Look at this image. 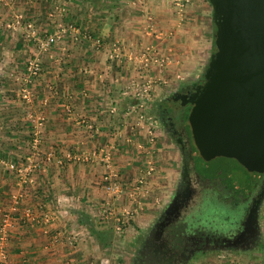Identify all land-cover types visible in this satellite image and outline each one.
I'll return each mask as SVG.
<instances>
[{
	"label": "crops",
	"instance_id": "obj_1",
	"mask_svg": "<svg viewBox=\"0 0 264 264\" xmlns=\"http://www.w3.org/2000/svg\"><path fill=\"white\" fill-rule=\"evenodd\" d=\"M65 1L62 16L56 12L61 0L0 3V114L11 112L0 116V229L5 212L14 223L8 264H76L85 251L77 241L109 231L99 214L124 202L145 170L146 188L155 192L145 209L159 208L173 163L155 111L167 107L162 102L171 91L202 81L215 42L209 0ZM51 11L53 22L90 29L103 44L64 34L41 53L42 71L26 100L19 78L31 51L22 29L8 24L22 14L45 37L54 30ZM135 81H152L145 113L156 127L148 115L141 119L136 113L139 100L130 88ZM106 152L113 155L111 167L103 160ZM34 153L41 166L26 179L11 163L21 165ZM163 153L164 163L154 160L151 174L143 159ZM110 182L122 191H109Z\"/></svg>",
	"mask_w": 264,
	"mask_h": 264
},
{
	"label": "water",
	"instance_id": "obj_2",
	"mask_svg": "<svg viewBox=\"0 0 264 264\" xmlns=\"http://www.w3.org/2000/svg\"><path fill=\"white\" fill-rule=\"evenodd\" d=\"M209 1L215 51L180 102L190 106V158L198 174L248 198L264 174V0ZM261 203L253 199L234 243L261 233Z\"/></svg>",
	"mask_w": 264,
	"mask_h": 264
},
{
	"label": "rangeland",
	"instance_id": "obj_3",
	"mask_svg": "<svg viewBox=\"0 0 264 264\" xmlns=\"http://www.w3.org/2000/svg\"><path fill=\"white\" fill-rule=\"evenodd\" d=\"M208 41H212V39H208ZM211 51L209 53V60L212 53L215 51V42L214 46H211ZM213 51V52H212ZM208 60V62H209ZM208 64V63H207ZM204 79V76L201 77ZM195 85V80L190 82L188 85L181 86L178 89H175L167 94L164 98L163 102L167 107L169 106V99L173 97V95L182 89L183 87H192ZM3 89V87H2ZM1 100V99H0ZM3 101V99H2ZM167 107H157L156 116L158 118L159 132L161 133L159 136L160 140L166 142V139L169 140V146L167 149L171 150V154H169V159L172 160L170 168V175H165L164 179L169 180V184L165 187L167 196H165L164 200H160L159 208L151 211L149 209H145L147 200H151V192L155 193L152 187L147 193V195L143 196L139 194L138 199L141 198V203L138 204L136 201L130 199L128 194L135 189V184L127 190V194L125 195L126 200L120 204H118V208L116 211H121L123 208H138V213L134 214L133 217H129L127 220V224L124 226L123 233H116L114 230L115 221L111 218H100L102 217L99 214V218L101 220V225H106L109 227L108 230H104V232H95L94 237L85 236V239L78 240L82 242L85 246V251L83 254L79 255L80 259L76 264H131L134 254L137 252L138 248L142 244V240L147 234L148 230L151 228L155 220L159 217L161 212L166 207L167 203L172 197L173 192L175 191L177 182L180 176V168H181V154L178 148V145L175 143L174 139L171 137L164 124L161 121V111L166 109ZM3 110V109H2ZM0 110V113L3 112ZM7 112V111H5ZM2 113L4 115L6 113ZM11 113V112H7ZM161 128V129H160ZM156 141V139H155ZM146 153V152H145ZM152 153V152H151ZM151 153H146L150 155ZM163 157V160H162ZM153 158V159H152ZM157 164L164 163V153L162 155L158 154L155 156H149L147 159H143L147 162V169L150 170L151 174L156 170L154 160H158ZM160 166V165H159ZM162 167V166H161ZM140 169V168H139ZM140 171V170H139ZM142 172V170H141ZM146 170L142 172L141 176L137 178V183L141 179L145 186H149L146 180H148V176ZM140 191H138L139 193ZM138 195V194H137ZM246 211V203L241 200H234V204L230 201H227L222 198V196H217L216 192L208 191L207 194H204L203 201L194 209L189 221L201 228H205L208 230H218L220 232H225L228 229L234 226V230L238 228L240 222L244 218V213ZM98 218V217H96ZM98 218V220H99ZM99 220V221H100ZM104 220V221H103ZM189 222V223H190ZM259 222H260V237L253 247L248 249H213L202 252L192 258L187 264H264V198L261 203L260 212H259ZM97 223V222H96ZM99 223V222H98ZM100 224V223H99ZM91 227V226H90ZM113 229V232L111 229ZM105 229V228H104ZM101 231V230H100ZM115 231V232H114ZM77 242H74L77 245ZM81 244V243H80ZM9 249V246H8ZM79 253V252H77ZM75 253V256L77 255ZM10 260V252L8 257V262Z\"/></svg>",
	"mask_w": 264,
	"mask_h": 264
},
{
	"label": "flooded vegetation",
	"instance_id": "obj_4",
	"mask_svg": "<svg viewBox=\"0 0 264 264\" xmlns=\"http://www.w3.org/2000/svg\"><path fill=\"white\" fill-rule=\"evenodd\" d=\"M202 82L203 80L200 83ZM200 83L177 91L169 99V106L161 111V121L180 150V176L171 199L148 230L131 264H187L194 256L208 250L248 249L260 237L259 234L250 243L251 238L234 243V237L244 228L243 222L253 199L262 201L264 198V174L246 198L235 195L223 185L221 179L210 180L198 174L191 161V145L188 141L191 130L187 121L190 106L180 102L184 95L192 94ZM208 191L216 192L217 196H222L233 204L234 200L245 201L246 211L237 229L234 230L232 226L227 231L220 232L195 226L189 221L194 209L203 201L204 194Z\"/></svg>",
	"mask_w": 264,
	"mask_h": 264
},
{
	"label": "built area",
	"instance_id": "obj_5",
	"mask_svg": "<svg viewBox=\"0 0 264 264\" xmlns=\"http://www.w3.org/2000/svg\"><path fill=\"white\" fill-rule=\"evenodd\" d=\"M12 0H0V3L4 5H10ZM179 3V0H176ZM181 4V3H180ZM61 14V16L67 12V2L65 0H61L59 5L56 8V12ZM55 12L51 11L49 13V17L52 22L53 19H55ZM54 23V30L50 32L45 37L41 36V31L39 28H37L33 22L27 21L22 14H16L14 15V18L12 21L9 22L8 26L12 29L21 30L22 29V35L24 39V47L26 49H29L31 51L29 57L25 61L24 64V73L19 78L21 82V96L23 99L30 100L32 98V91L31 87L33 84L36 83L38 77L41 74L42 71V58L41 53H44L49 50V48L55 44L57 41H59L64 34H67L68 32H73L75 34V38H83L88 41H92L95 45H102L103 39L101 36H98L96 33H94L90 29L83 30L80 27L77 26L74 22H67L66 24L62 22H53ZM58 24V25H57ZM155 61L158 59L156 57L153 58ZM144 63L146 66L149 65L150 59L148 56H144ZM4 69V67L2 66ZM0 68V71H3V69ZM2 73V72H1ZM11 75V74H10ZM4 76V75H2ZM3 80V78H0V82ZM130 88L134 91L135 96L138 98V104L136 106V113L139 115V118H146V104L148 101V98H150L151 90H152V81L148 82H132ZM33 118V117H32ZM150 124L152 127H156V119H152L148 115ZM24 157V156H23ZM103 160L105 161L106 165L108 167H111L113 165L114 159L113 155L110 152H106L103 155ZM11 163V166H13L15 169L18 170V173L20 176L28 178L30 173L34 169L40 168V160H37L36 153L31 155H25V160L21 165L15 163ZM106 180H109L106 177ZM139 183L136 184L135 189L131 191L128 196L131 200L136 201L138 204L141 203V198L138 199L139 194L145 196L149 192V189L146 188L143 184H140V182H143V180H139ZM107 189L112 192H121L122 187L120 184L115 182H110L107 185ZM138 191H140L138 193ZM138 194V195H137ZM141 200V201H139ZM138 208L135 207L133 209L131 208H123L121 211H116V208H113L112 206H106L102 209V214H100L102 219L104 218H111L115 221L114 223V230H116V233H123L124 226L127 224V220L129 217H133L134 214L138 213ZM14 226V223L12 221V218L9 213L5 212L2 215V224L0 229V264H8V257H9V249H8V243H9V237H10V231L12 230Z\"/></svg>",
	"mask_w": 264,
	"mask_h": 264
},
{
	"label": "trees",
	"instance_id": "obj_6",
	"mask_svg": "<svg viewBox=\"0 0 264 264\" xmlns=\"http://www.w3.org/2000/svg\"><path fill=\"white\" fill-rule=\"evenodd\" d=\"M215 31H216V25H215ZM4 82V81H3ZM3 82H2V84H3ZM6 114H4V115H1V116H7L8 115V113L7 112H5Z\"/></svg>",
	"mask_w": 264,
	"mask_h": 264
}]
</instances>
